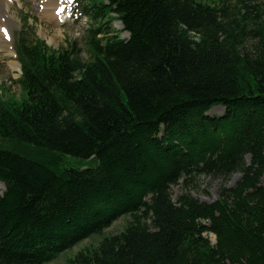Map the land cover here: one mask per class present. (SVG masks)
Listing matches in <instances>:
<instances>
[{
	"label": "trees",
	"instance_id": "trees-1",
	"mask_svg": "<svg viewBox=\"0 0 264 264\" xmlns=\"http://www.w3.org/2000/svg\"><path fill=\"white\" fill-rule=\"evenodd\" d=\"M83 1L90 59L22 35V99L0 84V264L50 263L124 215L67 264H264V4ZM236 174L212 203L171 194Z\"/></svg>",
	"mask_w": 264,
	"mask_h": 264
},
{
	"label": "rangeland",
	"instance_id": "rangeland-1",
	"mask_svg": "<svg viewBox=\"0 0 264 264\" xmlns=\"http://www.w3.org/2000/svg\"><path fill=\"white\" fill-rule=\"evenodd\" d=\"M42 1L44 0H10L9 17L3 18L0 16V38L3 37L6 43L3 47L0 44V84L8 91L6 98L22 99V89L19 84L22 71L16 52L18 40L22 35L29 40L40 39L57 50L76 43V47L81 51L83 60L88 61L90 59L88 31L95 26L81 10V6L85 2L83 0H72L69 3L66 0L65 2L67 3L64 4L66 8L64 7L62 13H59L61 22L53 23L41 15L39 4ZM203 1L212 3V0ZM257 2L264 4V0H257ZM108 28L110 31H121L123 27L120 22H113L108 24ZM128 37L129 35L126 32L121 34L122 39H127ZM13 53L15 54L14 57L12 56ZM17 64L19 66L18 71L11 67ZM222 111L221 107H216L211 114H220ZM65 161L75 164L77 160L65 157ZM239 179L240 175H233L229 182H225V180L220 178H211L203 175L189 182L187 184L188 187H185L182 182L174 185L171 188V194L174 200L182 193H188L202 202L212 203L217 199L223 187H232ZM4 189L5 186L0 183V192H3ZM130 219L131 217L128 215L122 216L102 234L94 235L80 242L47 264H67V260L73 259L81 250L94 247L103 238L120 233ZM208 237L213 244L216 243V237L213 234L208 235Z\"/></svg>",
	"mask_w": 264,
	"mask_h": 264
},
{
	"label": "bare ground",
	"instance_id": "bare-ground-1",
	"mask_svg": "<svg viewBox=\"0 0 264 264\" xmlns=\"http://www.w3.org/2000/svg\"><path fill=\"white\" fill-rule=\"evenodd\" d=\"M66 0H44L39 4L41 15L45 18H48L53 23H60L59 20V13L60 11L66 6H64ZM72 0H68L70 3ZM9 8H10V0H0V16L9 17ZM64 10V9H63ZM1 47H3L6 43L3 37L0 38ZM12 56L14 57L15 54L13 53ZM13 69L19 70V66L12 65Z\"/></svg>",
	"mask_w": 264,
	"mask_h": 264
},
{
	"label": "water",
	"instance_id": "water-1",
	"mask_svg": "<svg viewBox=\"0 0 264 264\" xmlns=\"http://www.w3.org/2000/svg\"><path fill=\"white\" fill-rule=\"evenodd\" d=\"M236 175H239V174H236Z\"/></svg>",
	"mask_w": 264,
	"mask_h": 264
}]
</instances>
